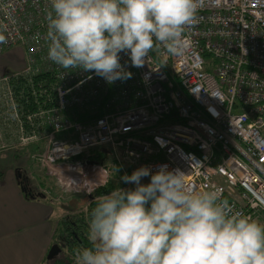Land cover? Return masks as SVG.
Returning <instances> with one entry per match:
<instances>
[{"label": "built area", "instance_id": "2783aa9c", "mask_svg": "<svg viewBox=\"0 0 264 264\" xmlns=\"http://www.w3.org/2000/svg\"><path fill=\"white\" fill-rule=\"evenodd\" d=\"M198 4L179 55L160 48L137 68L121 53L132 77L109 84L48 60L50 0H0V58L13 49L22 60L0 78V139L15 135L0 154L35 148L46 177L79 176L86 185L71 190L90 196L107 171L88 157L105 148L124 175L179 169L194 190L218 189L234 211L263 218L264 0ZM73 108L98 118L79 120Z\"/></svg>", "mask_w": 264, "mask_h": 264}, {"label": "clouds", "instance_id": "9594fccd", "mask_svg": "<svg viewBox=\"0 0 264 264\" xmlns=\"http://www.w3.org/2000/svg\"><path fill=\"white\" fill-rule=\"evenodd\" d=\"M47 58L62 69L94 72L109 84L132 77L154 50L179 55L198 22V0H50ZM0 29V45L7 44ZM127 64V62H125ZM149 177L147 184L142 178ZM179 169L141 167L98 197L90 212L92 248L76 264H264V224L234 211L220 191H197Z\"/></svg>", "mask_w": 264, "mask_h": 264}, {"label": "crops", "instance_id": "0c3cea01", "mask_svg": "<svg viewBox=\"0 0 264 264\" xmlns=\"http://www.w3.org/2000/svg\"><path fill=\"white\" fill-rule=\"evenodd\" d=\"M16 52L9 50L0 58V78L16 68L13 59ZM9 132L3 129L0 140L9 144L15 141L14 133ZM53 215L51 201L25 199L14 171L3 172L0 177V264H46L53 231L60 220H54Z\"/></svg>", "mask_w": 264, "mask_h": 264}, {"label": "trees", "instance_id": "16d2710c", "mask_svg": "<svg viewBox=\"0 0 264 264\" xmlns=\"http://www.w3.org/2000/svg\"><path fill=\"white\" fill-rule=\"evenodd\" d=\"M73 114L74 117L79 116V120L83 121H94L98 118V115L89 111L79 112L77 109H72L69 112V115ZM37 152V149L34 150ZM91 159L102 163V167L107 171V181L102 188L96 190L94 194V199L91 202H87V204L76 211L75 214L72 215L69 219L59 220L57 226L53 231L51 246L58 243V241L65 243V250H63V254L61 258L56 261H52L46 264H76V253L85 248H92L93 244L88 239V225L90 222V212L97 205L98 200L95 196H104L111 193L113 190L118 188L124 189H133L135 187L134 184H126L121 180V177L124 176V169L114 164L110 153L106 151L105 148L93 151L91 153ZM34 161V160H33ZM35 162V161H34ZM45 174V173H44ZM3 172H0V177H2ZM37 181H34L37 187L40 186L41 191H49V193H53L51 188L46 185L43 181H48L46 175L43 174L37 178ZM150 178L145 177L142 178L141 183L147 184L149 183ZM19 188L22 187L21 181H18ZM126 187V188H125ZM24 195V194H23ZM25 199H30L29 196L24 195ZM39 201H50L48 197L45 200L36 199ZM261 224H264V216L260 218ZM50 246V247H51Z\"/></svg>", "mask_w": 264, "mask_h": 264}, {"label": "rangeland", "instance_id": "374dc122", "mask_svg": "<svg viewBox=\"0 0 264 264\" xmlns=\"http://www.w3.org/2000/svg\"><path fill=\"white\" fill-rule=\"evenodd\" d=\"M13 59H14L16 68H20L22 66V60L19 57H16V55H14ZM7 70L9 69H6V71ZM36 153H38V151L36 152L34 151L33 148L29 147L17 153L0 154V172L1 173L7 172L8 170L15 171L16 169L23 170L28 173V175L30 176V181L32 185L34 186L35 185L34 181H37L35 179L36 176L37 178L40 177L42 174L45 176L44 171H42L40 167L38 166L39 162H34L32 159L33 155H35ZM47 178H48V181H43V182H45L46 185L51 188L53 193H49L48 190L41 191V193L46 194L48 199L52 203L53 210H54L53 219L54 220L55 219H60V220L69 219L70 217H72V215L68 214L63 209L65 206H67L68 201H71L73 199L84 200L85 198L88 197L85 194H75L73 190H71V188L78 184L86 185V183H84V181L79 176L67 177L66 179L62 181L56 179L55 177H51V176H48ZM67 185H69V187ZM95 193L96 191L91 194V199H88L87 202L93 201ZM98 197L100 196H97V195L95 196V198H98ZM81 208H78V210H80ZM260 221L261 219L259 220V222Z\"/></svg>", "mask_w": 264, "mask_h": 264}, {"label": "water", "instance_id": "95a60500", "mask_svg": "<svg viewBox=\"0 0 264 264\" xmlns=\"http://www.w3.org/2000/svg\"><path fill=\"white\" fill-rule=\"evenodd\" d=\"M88 165H91L92 163L91 162H87ZM14 173L16 174V180L17 182L19 181V179L22 177V174H21V170L20 169H16L14 171ZM21 189V192L24 194V195H27L30 197V199L32 200H36V199H41V200H45L46 199V195L44 193H33L31 190H25L23 188V186L20 188ZM88 199H91V195L88 196L87 198H85L84 200L80 201L79 203V207L78 208H81L83 207L86 203H87V200ZM76 200L73 199L68 205L67 207L65 206L63 209L64 211H68L69 213L72 212L73 210H69L68 207H73L75 204H76ZM76 212V211H75ZM63 254V249H62V246L59 245V243H56L54 245H52L48 251V254L46 256V261L47 263H50L52 261H56V260H59L61 258V255Z\"/></svg>", "mask_w": 264, "mask_h": 264}, {"label": "flooded vegetation", "instance_id": "af4514ba", "mask_svg": "<svg viewBox=\"0 0 264 264\" xmlns=\"http://www.w3.org/2000/svg\"><path fill=\"white\" fill-rule=\"evenodd\" d=\"M32 148V147H31ZM34 150H36L35 148H33ZM91 155V154H90ZM88 158H91V156H89ZM95 161V160H94ZM15 174V173H14ZM21 174H22V177L19 179V181H21V184H22V186H23V188L25 189V190H31L33 193H40L41 192V189H40V186L39 187H37V185H32V183H31V181H30V178H29V175H28V173L27 172H25V171H23V170H21ZM15 176H16V174H15ZM46 195V194H45ZM46 198H47V195H46ZM76 200V204L73 206V207H68V209L69 210H73L72 212H68V211H66L68 214H70V215H73V214H75V211H78V205H79V203H80V201L82 200V199H75ZM72 201V200H71ZM71 201H68V204L71 202ZM67 204V205H68ZM67 207V206H66ZM66 218H68V217H66ZM58 243H59V245L60 246H62V249L63 250H65V248H66V246H65V243L63 244L62 242H60V241H58Z\"/></svg>", "mask_w": 264, "mask_h": 264}]
</instances>
